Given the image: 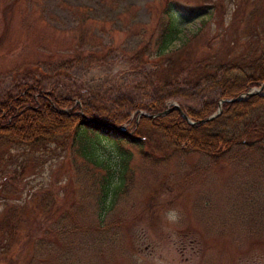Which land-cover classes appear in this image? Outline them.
<instances>
[{"label":"rangeland","instance_id":"rangeland-1","mask_svg":"<svg viewBox=\"0 0 264 264\" xmlns=\"http://www.w3.org/2000/svg\"><path fill=\"white\" fill-rule=\"evenodd\" d=\"M169 5L181 23L174 78L154 52L136 59ZM263 31L264 0H0V105L26 85L90 103L107 123L130 119V130L141 122L132 104L159 100L195 123L186 110L217 102L225 73L205 81L199 68L263 51ZM132 151L133 184L98 233L91 182L61 147L0 141V220L23 222L11 240L0 231V264H264V139L210 157L158 132L147 156ZM62 219L78 229L70 247L53 230L41 251Z\"/></svg>","mask_w":264,"mask_h":264},{"label":"trees","instance_id":"trees-1","mask_svg":"<svg viewBox=\"0 0 264 264\" xmlns=\"http://www.w3.org/2000/svg\"><path fill=\"white\" fill-rule=\"evenodd\" d=\"M253 17L250 15V19ZM180 32L181 23L169 5L162 13L156 38L142 45L136 59L154 52L159 69L174 78L172 72L176 60L171 47ZM244 67L250 68L256 76L235 74L237 70L245 72ZM221 70L225 73L219 81L221 92L218 101L206 104L200 111L186 110L195 124H190L177 110L155 118L140 115L142 111L151 115L163 113L166 110L165 101L159 100L148 105L132 104L134 110H139L136 116L141 117V122H135L132 130L125 126L130 119L123 116H116L107 123L94 116L90 103L82 106L74 99L58 96L54 92L20 85L15 94L9 95L0 105V141L15 142L30 153H38L51 144L61 147L72 161L74 170L91 182L99 218L97 232L101 233L110 229L107 220L115 209L118 197L133 184L132 149L147 156L146 146L154 133L159 132L173 146L188 145L193 152L210 157L228 155L236 148L252 149L264 139V116L256 114L264 108L261 95L224 103L219 117L203 122L217 113L221 100L238 99L251 92L253 87L264 84V50L254 52V56L248 59H219L199 68L197 75L199 79L215 81ZM64 221L60 220L55 229L47 230L46 239L38 244L41 251L49 248L51 242L47 237L53 230L64 240V246L70 247V238L78 229L77 226L63 224ZM22 225L20 220L1 219L0 231L11 240Z\"/></svg>","mask_w":264,"mask_h":264},{"label":"water","instance_id":"water-1","mask_svg":"<svg viewBox=\"0 0 264 264\" xmlns=\"http://www.w3.org/2000/svg\"><path fill=\"white\" fill-rule=\"evenodd\" d=\"M263 91H264V84H263V85H262V86H261L256 92H254V91L249 92V93H247L246 95L241 96V97L238 98V99H232V100H221L220 103H219V109H218V112H217L215 115H213L212 117H210L209 119L204 120L203 122L206 123V122H208V121H212V120L216 119L217 117H219V116L221 115V113H222V104H224V103H229V102L240 101V100H242L245 96L252 97V96H254V95H261ZM175 110L179 111L180 114H181L186 120H189L188 116L184 113L182 107L179 106V105H176V104H175L173 107H171L170 109L164 111L163 113H161V114H159V115H147V114H144V113H142V115H144V116H146V117H150V118H155V117H157V116H165L166 114H168V113H170V112H172V111H175ZM190 124H195V123L190 122Z\"/></svg>","mask_w":264,"mask_h":264},{"label":"bare ground","instance_id":"bare-ground-1","mask_svg":"<svg viewBox=\"0 0 264 264\" xmlns=\"http://www.w3.org/2000/svg\"><path fill=\"white\" fill-rule=\"evenodd\" d=\"M189 118V117H188Z\"/></svg>","mask_w":264,"mask_h":264}]
</instances>
